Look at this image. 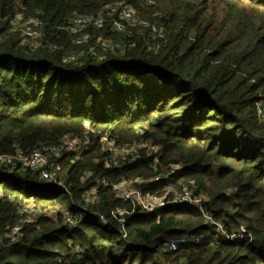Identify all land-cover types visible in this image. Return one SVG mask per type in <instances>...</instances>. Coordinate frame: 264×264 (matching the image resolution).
I'll use <instances>...</instances> for the list:
<instances>
[{
    "label": "trees",
    "instance_id": "trees-1",
    "mask_svg": "<svg viewBox=\"0 0 264 264\" xmlns=\"http://www.w3.org/2000/svg\"><path fill=\"white\" fill-rule=\"evenodd\" d=\"M122 2L149 26L120 34L108 23L73 45L72 18ZM17 16L42 23L37 45L23 43ZM103 136L156 152L109 171ZM64 137L89 144L63 155L54 175L61 185L0 164V264H264V0H0V155ZM135 180L150 181L135 185L147 193L173 185L203 197L212 220L244 227L252 240L224 242L187 206L135 211L122 239L109 213L130 206L111 188L87 193L102 181ZM22 206L55 214L37 216L10 241Z\"/></svg>",
    "mask_w": 264,
    "mask_h": 264
},
{
    "label": "built area",
    "instance_id": "built-area-1",
    "mask_svg": "<svg viewBox=\"0 0 264 264\" xmlns=\"http://www.w3.org/2000/svg\"><path fill=\"white\" fill-rule=\"evenodd\" d=\"M18 21L13 25L17 33L22 39H27L30 44L37 45L42 37V23L37 20H28L21 24V17L17 16ZM110 24L113 31L117 33H125L127 30L149 26V22L140 19L137 10L129 3L122 2L114 5L107 6L100 10L95 16H76L72 18L66 27V31L73 37V45L78 47L83 43L90 40V35L93 31H101L106 24ZM100 47L103 50L111 49L112 43L109 40H98ZM74 57H65L62 62L69 63L73 61ZM100 145L102 150L109 153L108 159L104 161V169L113 170L119 167V159L128 158L129 161L139 160L142 151H154L148 143H134L128 146H119L114 139L103 136L100 138ZM89 140H83L76 137H64L56 146L46 145L30 154H25L17 150L13 155H0V164L5 166H15L19 164L27 167L32 171L39 173L40 178L46 181H53L58 185L55 174L60 171L59 161L66 153H72L75 157L79 151H86ZM114 155V156H112ZM179 169L173 168L165 176H159L151 180L150 183L159 182L160 179H168L169 176L174 175ZM143 182V180H135L133 182H122L118 184H109L107 181H102L96 186L90 188L87 193L90 197L98 195L99 191L103 188H111L115 196L122 202L127 203L130 207L128 210L115 209L109 213V217L119 225L118 233L122 239H126L127 232L125 229L126 217L132 215L135 211L139 213H153L159 209L173 206H187L193 207L198 210L205 223L215 227L218 237L227 242L247 239L252 240V235L246 228L240 227L237 230L227 231L223 223L215 222L207 214L205 210L206 201L203 197H195L189 191L184 190L182 193H176L173 185L164 186L161 191L154 193H147L137 188L136 184ZM133 184L134 186H131ZM143 185L145 183H142ZM48 212V211H46ZM45 211H40L31 207L22 206L18 209V219L14 225L8 228L6 237L10 241H17L21 234L24 225H30L34 222L37 216L43 215ZM65 224L68 228L75 226V220L72 214L66 212L63 214ZM102 222L107 224L104 216L99 217ZM198 240L195 239V242ZM181 246H184L185 241H180ZM167 246L166 242L162 247ZM179 247L178 242H171L169 244L170 250H177Z\"/></svg>",
    "mask_w": 264,
    "mask_h": 264
},
{
    "label": "rangeland",
    "instance_id": "rangeland-1",
    "mask_svg": "<svg viewBox=\"0 0 264 264\" xmlns=\"http://www.w3.org/2000/svg\"><path fill=\"white\" fill-rule=\"evenodd\" d=\"M23 43L24 44H30V41L29 40H27V39H24L23 38ZM81 152H83V151H79L78 153H77V155H79ZM150 181H143V182H141V183H149ZM131 186H134L133 184H131ZM175 192H177L176 191V189H175ZM191 194H193V193H191ZM54 211H52V210H50V211H48V212H46L45 214H48L49 215V217H52V216H54V214L55 213H53ZM189 241H194V243H195V238H189Z\"/></svg>",
    "mask_w": 264,
    "mask_h": 264
}]
</instances>
